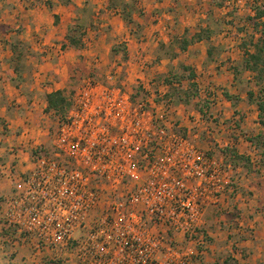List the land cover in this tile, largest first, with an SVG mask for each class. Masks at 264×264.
I'll list each match as a JSON object with an SVG mask.
<instances>
[{"label": "built area", "instance_id": "2783aa9c", "mask_svg": "<svg viewBox=\"0 0 264 264\" xmlns=\"http://www.w3.org/2000/svg\"><path fill=\"white\" fill-rule=\"evenodd\" d=\"M71 103L64 118L52 112L54 152L32 154L14 179L6 225L79 264H203L205 217L232 186L231 165L181 131L170 100L134 101L123 84L88 77Z\"/></svg>", "mask_w": 264, "mask_h": 264}, {"label": "crops", "instance_id": "0c3cea01", "mask_svg": "<svg viewBox=\"0 0 264 264\" xmlns=\"http://www.w3.org/2000/svg\"><path fill=\"white\" fill-rule=\"evenodd\" d=\"M70 1V5H65L59 0H0V264H79L73 255L59 257L50 249L37 250L33 239L7 226L2 218L5 200L14 191L13 182L3 175L5 168L15 169L18 175L32 170L33 147L28 144L39 139L37 145L44 148L50 141L45 132L41 134L48 122L53 120L52 125H56L55 116L47 111V96L69 90L72 80L69 68L81 66L85 75L95 69L107 79L108 67L116 61L125 66L132 83H152L182 72L181 67L186 63L183 57L199 46L205 49L203 65H213L219 58L216 61L214 55L209 59L208 41L197 42L186 52L180 50L177 41L183 39L187 30L191 33L201 26L206 28L210 22L215 31L211 42L217 52L224 51L223 46L214 42L220 27L213 20L216 13L228 15L232 9L231 0H226L223 8L209 7V0H137L134 19L141 25L137 29L127 26L120 15L108 11L106 0ZM48 2L53 4L52 8ZM249 4L253 1L245 0L244 6ZM245 10L246 15H254L251 8ZM194 11L198 12L199 19H190ZM55 16L59 17L58 24ZM143 16H150L148 18L154 21L159 16L160 19L155 26H148ZM209 18L212 20L208 21ZM190 20L202 23L197 26ZM75 23L84 26L82 49L72 48L67 42L69 29ZM239 44L240 40L234 42L233 52H236L225 58L228 70H222L229 80H240L257 94L251 73L235 76L231 70V65H237L242 58ZM117 45L125 46L126 58L122 53L113 57L112 49ZM47 49L51 52H46ZM194 71L197 77L198 71ZM217 78L224 79L219 75ZM229 95L237 96L240 101L219 97L215 112L217 134H226L221 130L224 119H236L237 111H242L239 116L243 118V125L241 122L238 130L228 134L227 140H221L225 142L223 148H235L240 155L250 157L251 162L258 157L261 164L253 165L251 170L239 166L219 206L208 210L203 228L209 231L213 244L208 245L200 257L204 264H212L209 260H213V264H224L228 257L238 264H264V123L260 124L257 103H248V92L242 95L234 91ZM38 121L44 122L41 130L37 129ZM29 127L33 129L28 130ZM258 136H262L263 145L257 150L251 140ZM215 156L225 160L223 153Z\"/></svg>", "mask_w": 264, "mask_h": 264}, {"label": "rangeland", "instance_id": "374dc122", "mask_svg": "<svg viewBox=\"0 0 264 264\" xmlns=\"http://www.w3.org/2000/svg\"><path fill=\"white\" fill-rule=\"evenodd\" d=\"M249 5H251V4H249ZM249 5L244 6V4L237 5L236 3L235 4L232 3V6H231L232 9H230L231 10L230 12H234V13H232L233 17H236L237 19H241L242 16L246 15L245 9L249 10L251 8V7H248ZM189 6H186V8H188ZM189 12H190V10H189ZM196 12L197 11H194L195 14L194 13L190 14V19H195V18L199 19V17L196 16ZM229 14L228 15L222 14V12L216 13V18L218 19V21L221 22V26L219 29L220 32L217 33L216 37H214V42L217 45L224 47L223 48L224 51L216 52V54H215L216 61L219 58L218 62H216L213 65H212V63L207 64L208 66L206 64L203 65V53L202 52L205 49L200 48V46L195 48V49H191L189 51L190 53L188 55H186L185 57H183L184 62H186L184 64H187V65L193 67L196 71H198L195 82H196L198 90H199V98L196 99L195 101H193L189 105H185V104L180 103L178 101L172 102L170 104V107L168 108L171 110L170 112L172 113V118L175 121H177L178 124H182L181 131L184 134L191 135V136L195 133H198L199 134V140L201 141V143L205 144L206 146H209L211 149H213V154L222 153V150L225 149V148H223V146L225 145V142H223L221 140H227L230 137V135H228V134L232 130H238L241 122H242L241 125H243V118L239 116V114H241L242 111H239V112L237 111L235 113L236 119H228V117H225V119H224L225 121L223 123V127L221 128V130L225 131L226 134H224L223 136H221L222 135L221 133L217 134L218 132L216 131L217 128L215 127V125H216L215 123L218 119L215 117L216 116L215 112H216V109L218 108V105H219V97H221L222 99H224V97H225L227 99L225 94L226 93L231 94V92H234V91H237V92L239 91L240 94L244 95L248 92L249 89H251V87H249L246 83H243L240 80H239V82L237 79L229 80L228 75H226V72H225L228 70L227 69L228 62H226L225 58L228 57L229 53L235 54L236 51L233 52V49H236L234 42H238L240 40L239 36L236 35L235 28L226 25V22L232 19V16H229ZM191 16H193V17H191ZM228 16L230 17V19L228 18ZM143 17H144V21L148 24V26L149 25L155 26L156 25L155 22H158L160 19V16H159V19H157L156 21H154L155 19H153V18L152 19L148 18L150 16H143ZM162 19H164V18L162 17ZM238 21H240V20H238ZM190 22L192 24H197L196 20H190ZM201 23L202 22H199L197 24V26ZM182 25L180 24V26H182ZM202 47H204V45H202ZM47 51H49V53L51 52L50 49H47L46 52ZM219 53H221V54H219ZM222 54L225 56L223 58V61L221 60ZM225 63L227 64V66ZM71 68H69V73H70V75L72 74V80L70 82V86H69L70 88H69V90H67V95L70 97V99L72 98L73 93L76 91V89L80 86V83L82 82V80L84 78L92 77V75H85L84 70H83L84 68H82L81 66L74 67L72 69ZM222 69H226V70L223 71ZM181 71L182 72H180V73H176V75H181L184 73V70L182 67H181ZM108 73H109V76L113 75L114 78H112L111 80H108V79H106V76H105V78H104L105 82H109V83L115 84V85H122L123 84L125 86V88L133 94V96L135 94H137V100L136 101H149V102L153 103V105L154 104L160 105L163 101H165V100L167 101V99H165L164 96L167 94L170 87L166 83L163 82L164 78L156 79L155 80L156 83H155V81L152 83L151 82H145L144 84L139 83V82L132 83L131 81L128 80L129 74L126 71L125 66L120 65V63H118L116 61L108 67ZM217 75L221 76V78L223 76L224 79L222 81H219V78H217ZM132 80H134V79H132ZM102 81H104V80H102ZM153 83H155V84H153ZM188 85H189L188 81L183 80V86H185V88H188L189 87ZM248 103L250 104L252 102H248ZM248 103H246V104L249 105ZM253 103H255V102H253ZM220 108H221V111H223L222 106H220ZM38 123H39V125L37 124L38 125L37 129L41 130L42 125H44V122L38 121ZM54 123H55V121H53V120H52V122H48L47 129H44L41 132V134L45 132L48 135V137H46V138H48V140H50V141L48 143H46V146L44 148L46 150L50 151L51 154L54 152V148L51 144V138L56 131V125H52ZM260 124H261V122H260ZM30 125H32V122ZM33 125H35V124H33ZM48 126H49V128H48ZM252 126H254V122H253ZM30 129L32 130L33 128L29 127L28 130H30ZM219 135H220V137H219ZM38 140L39 139H34L32 142L29 141L30 143L28 144V146L33 147V151H35V146L37 145ZM220 145L222 146V148L218 147ZM37 150H39V149H37ZM260 164L261 163L259 161L257 163L255 161L256 167L260 166ZM6 170H8V167L6 168ZM14 171H15V169L13 170V172L11 171V173H14ZM11 173L9 175H7L8 173L3 174V175L8 177V179H10L13 182L14 188H15V180L14 179H16V178L18 179L21 176H24L25 174L18 175L16 173H14V175L16 176L14 178V177H11ZM234 175H235V173H234ZM202 232H204V234H206V236L208 238V245H212L213 243L211 242V237H209V234H208L209 231L207 229L203 228ZM220 246L222 247V245H220ZM203 249L204 248H200V251ZM66 260H67V258L64 260V262ZM209 262H212V264H213V260H211V261L209 260ZM208 264H210V263H208Z\"/></svg>", "mask_w": 264, "mask_h": 264}, {"label": "trees", "instance_id": "16d2710c", "mask_svg": "<svg viewBox=\"0 0 264 264\" xmlns=\"http://www.w3.org/2000/svg\"><path fill=\"white\" fill-rule=\"evenodd\" d=\"M65 5H70V0H59ZM226 0H209V7L212 8H223L225 6ZM107 10L120 15L127 26L140 29L141 25L134 19V14L137 12V0L126 1V0H106ZM48 5L52 8L53 4L48 2ZM251 9L254 15H244L241 19L233 17L231 12L229 16L232 19L226 22V25L234 27L236 35L239 36L240 44L239 48L242 52V58L237 65H231V70L238 76L244 72H249L253 75V81L257 87V93L254 90L248 91V99L250 102H256L260 111L261 123H264V0H254L251 5ZM211 13V12H210ZM143 15L142 12H140ZM212 18V15H211ZM211 18L208 21L212 20ZM56 24H58L59 17L55 16ZM240 20V21H238ZM238 21V22H237ZM217 27L221 26V22L214 18L213 23ZM212 24L208 22L206 28L203 26L199 27L190 33L187 30V34L184 35L183 39L179 42V48L182 52H186L189 48L202 41H208L210 43L208 49L209 59L214 58L217 49L212 44V37L215 31L211 29ZM84 26L81 23L73 24L69 29V34L67 35V42L69 46L75 49H82L84 47ZM190 36H187L189 35ZM123 54V58H126V48L124 45L114 46L112 49L113 57H117ZM184 73L181 75L171 74L170 77L164 78L163 82L166 83L170 89L164 96L165 99L170 100V102H180L185 105L191 104L193 101L199 98V90L196 84V73L194 69L189 65H182ZM94 80L105 82V76L102 72H97V70H92L90 73ZM104 80V81H102ZM183 80H187L189 87L185 88L183 86ZM81 84V83H80ZM75 93V92H74ZM73 93V94H74ZM228 99L235 100L237 103L240 98L237 96H230L228 93L225 94ZM134 101L137 100V94L133 96ZM48 107L47 111L54 112L58 117H66L71 106V99L67 95V91H56L47 96ZM202 111V110H201ZM262 136L252 139V143L255 144L257 150L263 145ZM41 153L51 154L50 151L40 148L37 151H33L34 156H38ZM227 164L231 165L233 170H236L239 166L251 170L254 165L251 162V158L240 155L235 148L226 147L222 150ZM256 166V165H255ZM224 264H238L231 257L225 259Z\"/></svg>", "mask_w": 264, "mask_h": 264}]
</instances>
